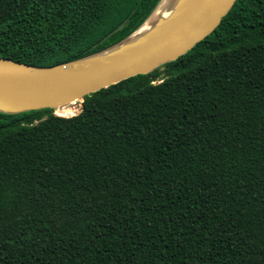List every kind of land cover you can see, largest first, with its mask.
<instances>
[{
	"label": "trees",
	"instance_id": "16d2710c",
	"mask_svg": "<svg viewBox=\"0 0 264 264\" xmlns=\"http://www.w3.org/2000/svg\"><path fill=\"white\" fill-rule=\"evenodd\" d=\"M161 1L0 0V57L89 56ZM0 264H264V0L75 116L0 113Z\"/></svg>",
	"mask_w": 264,
	"mask_h": 264
},
{
	"label": "water",
	"instance_id": "95a60500",
	"mask_svg": "<svg viewBox=\"0 0 264 264\" xmlns=\"http://www.w3.org/2000/svg\"><path fill=\"white\" fill-rule=\"evenodd\" d=\"M236 1L177 0L173 11L158 17L146 32L136 36L157 9L119 43L55 66H33L0 57V113L51 109L56 115L71 104L81 103L82 107L87 95L156 69L161 72L165 64L209 36Z\"/></svg>",
	"mask_w": 264,
	"mask_h": 264
},
{
	"label": "bare ground",
	"instance_id": "6f19581e",
	"mask_svg": "<svg viewBox=\"0 0 264 264\" xmlns=\"http://www.w3.org/2000/svg\"><path fill=\"white\" fill-rule=\"evenodd\" d=\"M176 1H177V0H164L161 9H160V8L157 9L156 13L153 14V15L151 16V18H150V19H149V20H148V21L142 26V28L136 33V36L139 35V34H142V33L146 32L147 30H149L150 27L152 26V23H153L158 17H160V16H161V17H165V16L169 15V14L173 11V9H174V7H175V3H174V2H176ZM72 105H74V104H71V105H69L68 107H65V108H63V109H61V110L56 111V115H58V114H57L58 112L63 111L64 109H68L69 107H72ZM66 111H68V110H66ZM62 113L64 114V112H62ZM72 115H74V114H72ZM72 115H68V116H72ZM58 116H61V115H58ZM62 117H64V116H62Z\"/></svg>",
	"mask_w": 264,
	"mask_h": 264
},
{
	"label": "rangeland",
	"instance_id": "374dc122",
	"mask_svg": "<svg viewBox=\"0 0 264 264\" xmlns=\"http://www.w3.org/2000/svg\"><path fill=\"white\" fill-rule=\"evenodd\" d=\"M81 109H82L81 103H76V104L72 105V107H69L68 109H64L63 111H60L57 114L61 115V116H68V115L74 114L72 116H75V115L80 113ZM66 110H68V111H66ZM62 112H64V114ZM72 116H69V117H72Z\"/></svg>",
	"mask_w": 264,
	"mask_h": 264
}]
</instances>
